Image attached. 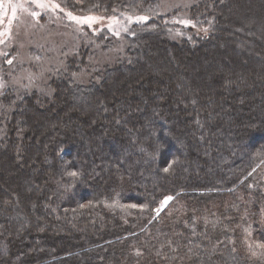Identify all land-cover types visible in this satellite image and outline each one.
Listing matches in <instances>:
<instances>
[{
	"label": "trees",
	"instance_id": "trees-1",
	"mask_svg": "<svg viewBox=\"0 0 264 264\" xmlns=\"http://www.w3.org/2000/svg\"><path fill=\"white\" fill-rule=\"evenodd\" d=\"M56 1L126 22L0 95V264H264V0Z\"/></svg>",
	"mask_w": 264,
	"mask_h": 264
},
{
	"label": "rangeland",
	"instance_id": "rangeland-1",
	"mask_svg": "<svg viewBox=\"0 0 264 264\" xmlns=\"http://www.w3.org/2000/svg\"><path fill=\"white\" fill-rule=\"evenodd\" d=\"M192 1L161 0V3L163 12L168 13L180 7H190ZM47 2L50 5L59 4L56 0ZM18 4H23L24 8L17 7L13 18V6ZM31 12H38L40 15L33 17ZM69 12L60 7L55 10L51 7L41 9L31 0H0V95L12 86L28 90L38 89L39 92L45 93L50 75H55L54 68L64 66L68 57L78 54L79 47L90 48L92 54L89 55V59L92 57L93 62L96 59L107 58L108 54L100 50L102 44L96 39L99 34L109 30L114 33L115 39L120 41L116 33L120 34L124 28L125 17L71 12L77 17H104L103 20L89 25L72 20L68 16ZM112 17L116 20L111 19ZM120 44L118 42L117 46ZM113 50L115 51V48ZM8 60H12V63L9 64ZM86 70L82 69V73L75 76L79 75L80 80L86 79L88 73ZM4 108L0 102V112H4Z\"/></svg>",
	"mask_w": 264,
	"mask_h": 264
},
{
	"label": "snow or ice",
	"instance_id": "snow-or-ice-1",
	"mask_svg": "<svg viewBox=\"0 0 264 264\" xmlns=\"http://www.w3.org/2000/svg\"><path fill=\"white\" fill-rule=\"evenodd\" d=\"M32 3L36 4L37 7L41 8V9H47L49 7H51L53 10H55L56 8H59L60 5L59 4H54V5H50L47 0H31ZM19 7V8H24V5L23 4H18V5H15L13 6V9H12V13H13V18H15V13H16V8ZM27 11V9H25ZM33 17H39V13L38 12H31L30 13ZM68 16L72 19V20H75L77 21V23H84V24H89L91 25L93 22H97V21H100V20H103L104 17H97V16H85V17H77V16H74L71 12L68 13ZM111 19L113 20H116L115 17H112ZM131 19V18H129ZM135 19L137 21H145L147 19H149V17L147 16H137L135 17ZM180 23H184V24H191L192 21L190 20H181ZM109 27H111V25H109ZM125 31H128L127 28L124 29ZM205 31H207V29H205ZM117 35H119V32L116 33ZM8 63L11 64L12 63V60H8ZM164 171H168V169H164ZM69 175L71 176H77L78 173L76 172H72V173H69ZM174 198L172 196H167L166 199L163 201V204L164 205H167L169 201H172ZM83 207V205H82ZM131 208H137V207H140L141 209H144L146 208L147 206L146 205H136V204H132L130 205ZM157 212V214H159V209H156L155 210ZM249 248L251 249L252 248V245L249 244ZM255 248L256 249H260V250H264V242H255ZM256 252L253 251V255H255Z\"/></svg>",
	"mask_w": 264,
	"mask_h": 264
},
{
	"label": "water",
	"instance_id": "water-1",
	"mask_svg": "<svg viewBox=\"0 0 264 264\" xmlns=\"http://www.w3.org/2000/svg\"><path fill=\"white\" fill-rule=\"evenodd\" d=\"M165 206V205H164Z\"/></svg>",
	"mask_w": 264,
	"mask_h": 264
}]
</instances>
